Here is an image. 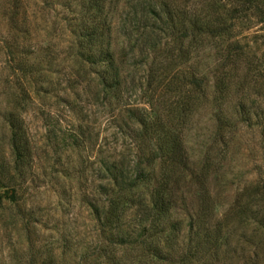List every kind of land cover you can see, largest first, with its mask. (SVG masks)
I'll return each instance as SVG.
<instances>
[{
  "label": "rangeland",
  "instance_id": "rangeland-1",
  "mask_svg": "<svg viewBox=\"0 0 264 264\" xmlns=\"http://www.w3.org/2000/svg\"><path fill=\"white\" fill-rule=\"evenodd\" d=\"M192 1H106L111 50L122 77L119 89L108 93L98 82V67L79 54L78 25L87 14L81 0H0V264H33L29 253H60L64 245L69 250L62 264H104L103 257L114 264H175L148 260L135 245L107 243L86 203L96 199L98 160L132 157L133 146L121 130L127 110L135 108L170 112L171 125L182 130L189 173L201 178L202 198L208 199L204 223L221 226L216 252L210 247L205 257L214 264H264L263 132L241 122L227 130L226 122L212 118L227 117L239 97L246 108L264 114L263 31L255 23L235 28L242 47L238 85L224 95L216 85L232 62L219 60L220 38L194 43L180 27ZM202 1L198 8L220 22L226 2ZM164 4L179 22L175 33L162 32L166 25L153 24V12L146 13ZM194 67L201 75L199 99L165 89L169 75L185 79ZM13 128L28 140L20 179ZM185 196L171 212L183 236L189 215L196 219L190 192ZM127 227L134 224L128 221Z\"/></svg>",
  "mask_w": 264,
  "mask_h": 264
},
{
  "label": "trees",
  "instance_id": "trees-1",
  "mask_svg": "<svg viewBox=\"0 0 264 264\" xmlns=\"http://www.w3.org/2000/svg\"><path fill=\"white\" fill-rule=\"evenodd\" d=\"M81 1V4L87 6V14L80 19L78 25V34L82 40L79 54L86 63L98 67L95 73L103 91L108 93L115 91L122 85L121 65L111 50L110 23L105 10L107 0ZM224 2H226L223 7L224 17L215 23L214 18L209 17L210 13H203V10L198 8V6L203 8L204 2L193 0L191 9L183 11L188 16L181 21L180 27H185L184 31L188 29L194 43L201 42L207 37L220 38L215 47L217 52H220L219 60H228L232 63L219 75L216 86H220V93L229 95L230 88L238 85L240 57L237 53L242 48L235 38L237 35L235 28L248 29L254 23L260 24L263 31L261 36L264 37V0H234L233 6L227 0ZM150 8L146 13L153 12L151 14L153 24H165L162 32L175 33L179 22H175L173 12L166 8L165 4L157 7L158 9L155 6ZM198 72L194 67L186 73L185 79L179 76L177 80L174 74L169 75V81L164 87L166 90L175 88L183 99L195 102L199 99L202 83ZM222 98L224 100V97ZM246 106L244 97L242 99L239 97L233 104V111L227 114V117L225 114H214L212 118L216 122H226L224 125L227 130L239 122L259 127L263 132L264 159V114L262 111L260 113L252 111ZM127 113L128 123L121 132L129 138L133 146L131 151L133 155L130 159L100 158L96 199L86 200L95 220L100 224V235L114 246L135 245L145 253L148 260L155 262L214 264L204 253H209L210 247H214L212 253L216 252L222 238L221 226L218 222L212 225L204 223L202 210L208 199L202 198L201 178L189 173L184 135L180 128L176 129L171 125L173 114L170 112L165 115L152 114L145 108L128 109ZM18 130L13 128L11 146L14 170L20 179L24 175L22 170L29 158V149L27 138ZM78 138V134L71 136V144L75 147L78 145ZM193 184L198 185L195 188ZM189 192L195 204V206L190 204L189 209L193 210L196 219L193 220L194 216L189 215L188 234L183 236L179 222L171 220V212L177 200L186 199L185 194ZM15 202L13 187V203ZM128 221L134 224V229L127 227ZM193 231L192 237L190 233ZM68 250L69 248L64 245L60 253H29L28 263L62 264L68 257V253H65ZM103 259L104 264H114L109 257Z\"/></svg>",
  "mask_w": 264,
  "mask_h": 264
}]
</instances>
